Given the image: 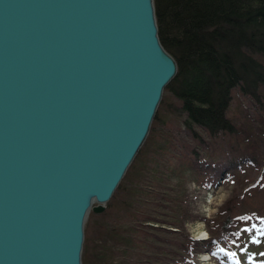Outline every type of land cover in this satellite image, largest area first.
<instances>
[{"label": "water", "instance_id": "1", "mask_svg": "<svg viewBox=\"0 0 264 264\" xmlns=\"http://www.w3.org/2000/svg\"><path fill=\"white\" fill-rule=\"evenodd\" d=\"M176 73L154 0H0V264H83Z\"/></svg>", "mask_w": 264, "mask_h": 264}, {"label": "rangeland", "instance_id": "2", "mask_svg": "<svg viewBox=\"0 0 264 264\" xmlns=\"http://www.w3.org/2000/svg\"><path fill=\"white\" fill-rule=\"evenodd\" d=\"M171 110L162 106L161 120L121 180L131 206L120 203V190L87 216L83 264H264V85L260 101L233 92L228 114L235 134L198 145L203 171L219 169L213 178L198 170L191 153L196 145L183 128L176 131ZM233 159L239 165L230 168ZM141 209L157 220V229L141 222H148ZM172 210L179 211L180 223ZM226 215L238 229L237 241L226 235L210 253L201 239L192 240L209 229L222 233Z\"/></svg>", "mask_w": 264, "mask_h": 264}, {"label": "trees", "instance_id": "3", "mask_svg": "<svg viewBox=\"0 0 264 264\" xmlns=\"http://www.w3.org/2000/svg\"><path fill=\"white\" fill-rule=\"evenodd\" d=\"M154 4L159 37L175 58L177 73L165 87L150 133L161 120L162 106H171V111L177 113L176 131L183 128L196 145L191 153L198 170L209 171L213 178L219 169L204 167L203 171L205 160L198 155V145L205 146L207 137L237 132V125L228 114L235 90L260 101L264 85V0H154ZM250 158L256 163V155L251 153ZM229 164L231 168L239 162L233 159ZM120 190V203L131 206L122 181L112 199ZM172 211L180 223L179 211ZM143 212L141 209L140 217L148 222H141L157 229V220L146 210ZM138 228L142 229H135ZM221 230L222 233H215L209 229L208 237L202 240L208 252L222 246L220 241L226 235L237 241L238 229L230 215L223 218Z\"/></svg>", "mask_w": 264, "mask_h": 264}, {"label": "bare ground", "instance_id": "4", "mask_svg": "<svg viewBox=\"0 0 264 264\" xmlns=\"http://www.w3.org/2000/svg\"><path fill=\"white\" fill-rule=\"evenodd\" d=\"M205 233H202V235H204Z\"/></svg>", "mask_w": 264, "mask_h": 264}]
</instances>
